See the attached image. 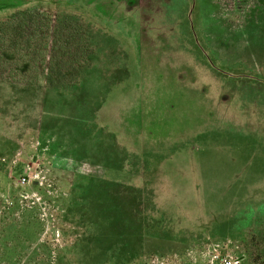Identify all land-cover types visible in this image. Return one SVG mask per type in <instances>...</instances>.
Returning <instances> with one entry per match:
<instances>
[{
	"label": "rangeland",
	"instance_id": "obj_1",
	"mask_svg": "<svg viewBox=\"0 0 264 264\" xmlns=\"http://www.w3.org/2000/svg\"><path fill=\"white\" fill-rule=\"evenodd\" d=\"M1 23L0 264H264V0H0Z\"/></svg>",
	"mask_w": 264,
	"mask_h": 264
},
{
	"label": "trees",
	"instance_id": "obj_2",
	"mask_svg": "<svg viewBox=\"0 0 264 264\" xmlns=\"http://www.w3.org/2000/svg\"><path fill=\"white\" fill-rule=\"evenodd\" d=\"M77 20L78 21H80V19L79 18H77ZM7 25H10L11 26V24H5V25H3L2 26V23L0 24V31H3V28H4V26H7ZM2 26V27H1ZM89 50V49H88ZM3 56L1 55L0 56V58H2ZM86 64H88V61L86 62ZM81 69H80V72H81V70L83 69V67H80ZM52 84H54V83H52ZM93 184V181L92 180H89L88 182H87V185H89V186H91ZM125 185V184H124ZM124 185L122 186V185H118V187L120 188V190H122V191H120L121 193H122V195L123 196H125V198H127L128 197V195H130V193H132V192H134V189H132V188H130L129 186L127 187L126 185V187H124ZM85 185H80V187L81 188H83ZM139 190V189H138ZM133 197H134V201L137 199L136 197H135V195H133ZM135 204V203H134ZM139 206L138 205H134V207L132 208L131 207V211L132 212H135L134 214H133V216L135 217V216H138L140 219H141V216L140 215H138L137 213H138V210H139ZM141 220H143V219H141ZM146 220H144V222H145Z\"/></svg>",
	"mask_w": 264,
	"mask_h": 264
},
{
	"label": "built area",
	"instance_id": "obj_3",
	"mask_svg": "<svg viewBox=\"0 0 264 264\" xmlns=\"http://www.w3.org/2000/svg\"><path fill=\"white\" fill-rule=\"evenodd\" d=\"M210 264H239V261L230 257L215 256L212 258Z\"/></svg>",
	"mask_w": 264,
	"mask_h": 264
}]
</instances>
